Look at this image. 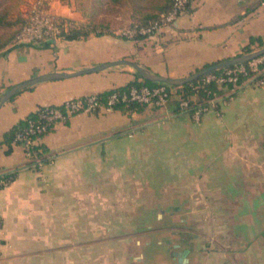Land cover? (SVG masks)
I'll use <instances>...</instances> for the list:
<instances>
[{"label":"crops","instance_id":"crops-1","mask_svg":"<svg viewBox=\"0 0 264 264\" xmlns=\"http://www.w3.org/2000/svg\"><path fill=\"white\" fill-rule=\"evenodd\" d=\"M52 10L87 25L93 19L92 25L110 33L42 43L13 40L0 50V94L45 73L119 59L161 76L188 77L247 53L251 37L264 41V0H192L177 23L136 39L117 35L126 24L119 16L60 5ZM259 48L251 45L252 51ZM136 79L133 67L113 66L40 82L0 108V176L15 173L0 189V264H264V194L239 199L235 184L250 172L230 166L263 151L264 85L246 81L231 97L224 88L220 110L209 109L199 121L178 113L175 98L132 115H74L39 139L48 151L41 163L28 158L23 145L5 141L10 129L41 106ZM231 208L244 210L224 214L222 209ZM170 223L181 227L174 230ZM171 236L188 239V245ZM205 237L219 246H209ZM162 239L183 253L181 261L168 246H154L153 240L163 246Z\"/></svg>","mask_w":264,"mask_h":264},{"label":"built area","instance_id":"built-area-1","mask_svg":"<svg viewBox=\"0 0 264 264\" xmlns=\"http://www.w3.org/2000/svg\"><path fill=\"white\" fill-rule=\"evenodd\" d=\"M192 0H173L169 10L158 13L157 18L148 23L134 21L119 31L121 37L136 39L138 37H153L163 28L177 23L179 17L185 13ZM73 20L54 12L47 5H35L26 15L24 22L14 36L17 44L42 43L58 41L63 33L72 26ZM241 77H247L257 86L264 85V54L249 62L226 68L221 75L214 73L203 76L202 83L217 81L220 85L231 86L228 93L231 95L238 91L242 84ZM175 98L179 109L187 112L191 109L190 101L177 95L173 86L159 84L156 86L132 85L125 90L111 89L107 97L101 93H92L84 97L66 100L61 105H45L39 107L34 118H28L26 125L17 130L14 142L23 145L28 158L41 163V151L36 148L41 137L49 133L58 123L67 122L72 116L80 113H94L98 111H112L114 107L123 103H139L147 107L161 108ZM220 97L209 100V105L194 109L193 118L201 120L202 116L211 108L216 107ZM8 182L0 178V189ZM3 228V216L0 213V230Z\"/></svg>","mask_w":264,"mask_h":264},{"label":"rangeland","instance_id":"rangeland-1","mask_svg":"<svg viewBox=\"0 0 264 264\" xmlns=\"http://www.w3.org/2000/svg\"><path fill=\"white\" fill-rule=\"evenodd\" d=\"M167 2L168 0H121L119 4L114 5L111 0H0V46L8 43L4 47H0V50L6 48L12 43L15 32L24 22L26 15L35 5L44 4L51 9L54 5H60L62 6V8H67L69 10L76 11L82 14L85 13L89 15H95L98 13L106 17L112 15L119 16V21L121 22V24L126 23L124 26H127L134 21L147 18L162 12V7ZM134 12L136 13L133 17ZM92 24H94L93 19ZM92 24L88 25L91 27H95ZM124 26L116 30L117 35H119V31L124 28ZM253 156V159L249 158L247 161L233 160L230 165L232 167L246 168L245 170H248V172H250L249 175L244 176L242 174V182H236L235 184L237 187H240V196L238 197L239 199H249L253 198L254 196L260 195L261 193L264 194V144L263 151L260 153L258 151L256 154H253ZM254 169L256 171L251 174V171H253ZM234 178L236 179V177ZM171 210L174 211V209ZM222 210H225L224 214L229 215L230 213L237 214L238 211L240 212L244 209L231 208ZM167 211H169V209L166 210V212ZM157 212L163 215L162 209L157 210ZM211 214L214 215L213 211H211ZM154 225L158 226L157 224H153V226ZM176 226L180 225L171 223L169 224V227H174V230H176ZM203 234L206 236V234L209 233L203 232ZM209 236H213L212 238H214V235ZM211 237H205L209 241H211V244L209 246H213L212 244H214L216 247H218L219 245L216 244L217 242L215 243V241ZM169 238H171L170 241L172 242H176L177 240L182 242L183 240H185V245H183V247H186L188 245V239L179 238V240L178 238L172 236ZM168 240L169 239H162L163 246H158V241L153 240L154 246L162 248L164 247L163 250L166 246H168L169 251H174L175 248L173 247V245H171L172 242L169 243L170 241ZM145 241L146 239L141 240V247L145 246ZM147 249L149 248L147 247Z\"/></svg>","mask_w":264,"mask_h":264},{"label":"trees","instance_id":"trees-1","mask_svg":"<svg viewBox=\"0 0 264 264\" xmlns=\"http://www.w3.org/2000/svg\"><path fill=\"white\" fill-rule=\"evenodd\" d=\"M172 2H173V0L170 1L169 4L162 7V11L169 10L172 6ZM157 16H158V14L152 15L150 17L143 18V19H140L137 21L148 23L149 21H152L155 18H157ZM16 32H15V34H16ZM90 33L103 35L105 33H110V31L106 27H96V26L91 27L87 24H80V23L73 21L72 26L69 27V29L63 33V38L64 39H70V40L79 39V38H86ZM15 34H14V36H15ZM14 36H13V39H14ZM6 44H8V43H5V44L1 45L0 47H4ZM253 44H258V46L262 47V46H264V41L259 37H251L249 44L245 46L244 51L247 53L251 52L252 51L251 45H253ZM232 67H235V66H232ZM225 69H221V70L215 71L213 73L215 75H221ZM140 78H141V76L137 73V79L136 80H134L133 82L129 83L126 86H122V87H118V88H114V89L115 90H125V89H128L132 85L156 86V85L162 84V83H157V82L145 80L142 78L140 79ZM202 79H203V76L200 77L199 79L193 81V82L186 83V84L181 85V86H173L176 89L177 95H180L184 99H188L190 101V105H191V109L189 111L183 112L179 109V106L177 104L176 111L178 113H188L193 117L194 109H196L199 106L209 105V100L212 98L222 97V96L224 97L225 96L223 93L224 88L227 90V92L231 88L230 85H228V84L220 85L217 81H212L210 83L203 84ZM246 81H248L247 77H241L240 78V83L242 85H244V83ZM110 91L111 90L101 93L102 97L103 98L107 97V95L110 93ZM237 92L238 91H236L235 93H232L230 95V97L236 95ZM176 103H177V101H176ZM220 105H221V101L217 100L216 101V108L219 110H220ZM146 107L147 106L144 104L132 102V103H123V104L116 105L114 107V110L120 111L123 114L132 115L134 113L143 112V110ZM34 117H35V114L31 113L26 119L17 123L12 129H10L5 134V141L7 143H11L12 141H14L15 132L26 125V123H27L26 120L28 118H34ZM36 148H38L41 151L40 154H41L42 160L46 161V159H45L46 157L44 156L48 152L46 147L44 145L38 143V145H36ZM14 177H15L14 172L5 173V174H2L0 176L1 179H4L8 183H10L14 179Z\"/></svg>","mask_w":264,"mask_h":264},{"label":"water","instance_id":"water-1","mask_svg":"<svg viewBox=\"0 0 264 264\" xmlns=\"http://www.w3.org/2000/svg\"><path fill=\"white\" fill-rule=\"evenodd\" d=\"M263 54H264V46H262L261 48H259L257 50L251 51L249 53H245V54L239 55L237 57L209 65V66L197 71L196 73H194L188 77H165V76H161V75L156 74V73L148 70L147 68L141 66L137 62L131 61L128 59H119L116 61L102 63L99 65H95L93 67L84 68V69L74 71L71 73L52 71V72L45 73V74L30 78V79H26L24 81H21L19 83L12 85L11 87H9L6 91H4L0 94V108L7 101L11 100L13 97H15L21 91H23L27 88H30V87H32V86H34L40 82L70 78V77L78 76V75H82V74L98 72V71H102L104 69H107V68H110L113 66L129 65L136 70V72L141 76L142 79L157 82V83L166 84L168 86H181V85H184L186 83L193 82V81L199 79L200 77L205 76L207 74H211L215 71L225 69V68H230L232 66H236V65H239L242 63L249 62L253 59H256V58L262 56ZM175 246L177 248L179 245H175ZM174 251H175L174 254L176 256H178L179 261H181L183 253H180L179 250H174Z\"/></svg>","mask_w":264,"mask_h":264}]
</instances>
